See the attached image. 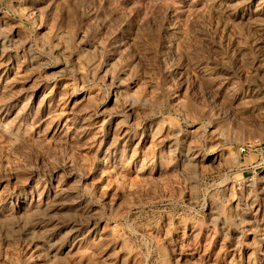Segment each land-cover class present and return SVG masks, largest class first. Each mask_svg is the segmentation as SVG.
I'll list each match as a JSON object with an SVG mask.
<instances>
[{"label":"rangeland","instance_id":"1","mask_svg":"<svg viewBox=\"0 0 264 264\" xmlns=\"http://www.w3.org/2000/svg\"><path fill=\"white\" fill-rule=\"evenodd\" d=\"M0 264H264V0H0Z\"/></svg>","mask_w":264,"mask_h":264},{"label":"built area","instance_id":"2","mask_svg":"<svg viewBox=\"0 0 264 264\" xmlns=\"http://www.w3.org/2000/svg\"><path fill=\"white\" fill-rule=\"evenodd\" d=\"M246 149L243 147L242 149H241V151H245Z\"/></svg>","mask_w":264,"mask_h":264},{"label":"bare ground","instance_id":"3","mask_svg":"<svg viewBox=\"0 0 264 264\" xmlns=\"http://www.w3.org/2000/svg\"><path fill=\"white\" fill-rule=\"evenodd\" d=\"M6 44V43H5ZM238 160L236 159V162H237Z\"/></svg>","mask_w":264,"mask_h":264}]
</instances>
